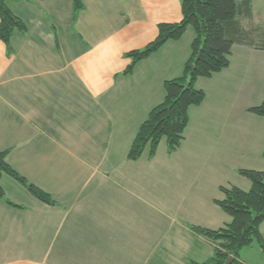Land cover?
<instances>
[{
    "label": "crops",
    "instance_id": "0c3cea01",
    "mask_svg": "<svg viewBox=\"0 0 264 264\" xmlns=\"http://www.w3.org/2000/svg\"><path fill=\"white\" fill-rule=\"evenodd\" d=\"M81 1L75 21L73 0L8 2L25 29L14 33L10 55L0 41V152L8 150L10 167L55 205L43 204L15 180L1 178L0 264L205 263L213 246L190 226L218 230L229 224L230 217L214 204L223 195L189 200L190 191L176 192L169 182L170 193L161 198L151 186L130 183L134 179L129 177L134 166L143 170L157 158L143 154L137 162L126 160L141 120L162 102L164 82L181 76L186 56L180 53L182 39L169 42L131 76H123L129 64L125 54L152 42L159 24L180 22L181 3ZM251 6L253 18L252 0ZM235 48L243 66L234 64ZM169 59L177 60L175 65L169 66ZM256 65L263 67V77L264 51L234 46L228 69L197 80L205 101L189 110L184 140L163 162V178L179 170L173 161L205 155L202 129H210L206 133L212 142L228 135L225 122L204 121L211 85L235 74L247 79L246 72ZM233 187L249 191L250 183ZM260 233L264 240V224ZM239 264H264L259 246L243 249Z\"/></svg>",
    "mask_w": 264,
    "mask_h": 264
},
{
    "label": "trees",
    "instance_id": "16d2710c",
    "mask_svg": "<svg viewBox=\"0 0 264 264\" xmlns=\"http://www.w3.org/2000/svg\"><path fill=\"white\" fill-rule=\"evenodd\" d=\"M10 0H0V41L7 53H12L11 39L15 32H23L25 25L8 8ZM182 19L178 23H163L157 26L156 38L141 50L125 54L129 61L123 76H131L136 66L158 53L167 43L179 41L189 29L194 32L190 55L180 77L165 81L164 98L154 107L130 145L126 159L137 162L146 149L152 160L162 140H165L168 155L173 154L184 140L189 125V110L205 101V93L196 89L198 79H210L229 68L232 48L243 46L264 51V41L255 43L249 38L239 22V17L251 19V0H179ZM75 21L83 9L81 0H73ZM248 113L264 118V102L248 110ZM9 151L0 152V181L7 176L20 184L33 198L48 206L55 202L36 186L28 183L7 163ZM264 158V152L262 154ZM238 174L250 183L249 191L236 187H220L221 201L214 203L230 217L231 222L218 230L190 226V230L213 246L212 258L205 263L188 264H239L243 249L257 244L264 256V240L260 227L264 224V172L239 170ZM3 190L0 185V199ZM12 207H18L5 202Z\"/></svg>",
    "mask_w": 264,
    "mask_h": 264
},
{
    "label": "rangeland",
    "instance_id": "374dc122",
    "mask_svg": "<svg viewBox=\"0 0 264 264\" xmlns=\"http://www.w3.org/2000/svg\"><path fill=\"white\" fill-rule=\"evenodd\" d=\"M252 3L253 18L239 17V22L242 30L249 35V38L260 44L264 41V0H252ZM191 33L193 37H191ZM193 38L192 29H189L188 33L182 37L181 42L184 43V46L180 48V53L186 56V61L190 55V43ZM234 52V64L237 66L240 62L243 66V57L239 53V49L235 48ZM176 61L169 59L168 65H175ZM261 73H263V67L256 65L252 72H246L247 79L243 75L236 77L235 74L226 77L218 84L215 81L211 85L213 86V95L209 92L210 101L204 109L210 110V113L208 116H204V121L208 122L210 119L223 121L228 125V131L231 134L228 132L227 136L217 137L212 142L211 136L208 137L210 129H202L206 137V144L202 145L204 149L202 154L205 155L196 161L191 160L186 155L183 159L173 161L176 163L174 168L177 165L180 168L178 171L171 170L172 176L168 178H163L164 173L162 174L163 162L168 155L166 142L162 140L155 155L157 160L154 165L143 170H141L142 165L134 166L131 172L124 170L125 173L129 172V177L134 179V182L130 183L146 187L151 186L161 198H167L170 193L169 182H171L172 185L176 186V192L190 191L189 197L191 199L189 200H193L195 195L197 200L204 201L217 198L220 192L218 187L222 185L241 187V182L248 184V181L238 174L239 170L264 172L263 152L258 154L260 149H264V122L260 123L257 116L248 113V110L247 112L243 110L245 107H256L264 100V75L261 77ZM226 84L232 85L233 88L227 90L224 88ZM222 88L224 89L222 90ZM219 90L222 93H219ZM140 110L137 112L138 115ZM145 119L146 116L144 119H140L141 124ZM254 119V124H251ZM248 122L250 124H247ZM195 127L193 125V128ZM189 132L194 134L192 128ZM144 154L148 158V149L145 150ZM141 174L142 176L143 174L146 175L143 181ZM174 219L177 221V217Z\"/></svg>",
    "mask_w": 264,
    "mask_h": 264
},
{
    "label": "water",
    "instance_id": "95a60500",
    "mask_svg": "<svg viewBox=\"0 0 264 264\" xmlns=\"http://www.w3.org/2000/svg\"><path fill=\"white\" fill-rule=\"evenodd\" d=\"M232 263V258H229L226 262H225V264H231Z\"/></svg>",
    "mask_w": 264,
    "mask_h": 264
}]
</instances>
